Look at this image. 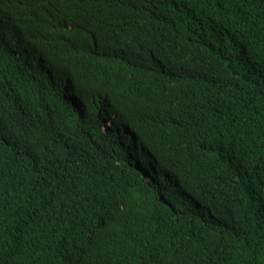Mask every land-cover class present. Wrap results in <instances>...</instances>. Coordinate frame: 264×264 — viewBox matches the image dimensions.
<instances>
[{
    "label": "trees",
    "instance_id": "trees-1",
    "mask_svg": "<svg viewBox=\"0 0 264 264\" xmlns=\"http://www.w3.org/2000/svg\"><path fill=\"white\" fill-rule=\"evenodd\" d=\"M0 264H264V0H0Z\"/></svg>",
    "mask_w": 264,
    "mask_h": 264
},
{
    "label": "rangeland",
    "instance_id": "rangeland-1",
    "mask_svg": "<svg viewBox=\"0 0 264 264\" xmlns=\"http://www.w3.org/2000/svg\"><path fill=\"white\" fill-rule=\"evenodd\" d=\"M130 148V147H129Z\"/></svg>",
    "mask_w": 264,
    "mask_h": 264
}]
</instances>
